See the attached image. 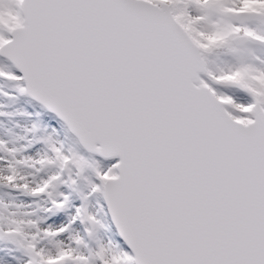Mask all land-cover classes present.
Returning a JSON list of instances; mask_svg holds the SVG:
<instances>
[{
	"label": "snow or ice",
	"instance_id": "6c2138e0",
	"mask_svg": "<svg viewBox=\"0 0 264 264\" xmlns=\"http://www.w3.org/2000/svg\"><path fill=\"white\" fill-rule=\"evenodd\" d=\"M0 264H264V0H0Z\"/></svg>",
	"mask_w": 264,
	"mask_h": 264
}]
</instances>
